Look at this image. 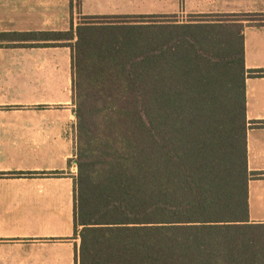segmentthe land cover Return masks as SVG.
<instances>
[{"label":"trees","instance_id":"1","mask_svg":"<svg viewBox=\"0 0 264 264\" xmlns=\"http://www.w3.org/2000/svg\"><path fill=\"white\" fill-rule=\"evenodd\" d=\"M239 17L78 15L64 32H0L71 47L78 264H264L245 84L264 69L245 67Z\"/></svg>","mask_w":264,"mask_h":264},{"label":"crops","instance_id":"2","mask_svg":"<svg viewBox=\"0 0 264 264\" xmlns=\"http://www.w3.org/2000/svg\"><path fill=\"white\" fill-rule=\"evenodd\" d=\"M150 14L250 15L240 21L245 67L264 69V0H0V32H64L78 15ZM65 45L18 37L0 44V264H78L72 50ZM245 84L247 166L256 175L250 215L264 186V76Z\"/></svg>","mask_w":264,"mask_h":264},{"label":"rangeland","instance_id":"3","mask_svg":"<svg viewBox=\"0 0 264 264\" xmlns=\"http://www.w3.org/2000/svg\"><path fill=\"white\" fill-rule=\"evenodd\" d=\"M251 17H239L240 20H250ZM225 19H228V18H225ZM177 20L179 22H186L188 20L187 16H179L177 18ZM63 94H67V85H66V82L65 80H62V95ZM249 185H250V182H249ZM250 191H251V188L249 187V198H250ZM260 195L261 197L258 199H254L252 200V205H251V208H250V215L251 217L253 218H259V219H263L264 220V186H262L260 188ZM250 222L252 223H264V222H256L254 220H250Z\"/></svg>","mask_w":264,"mask_h":264}]
</instances>
